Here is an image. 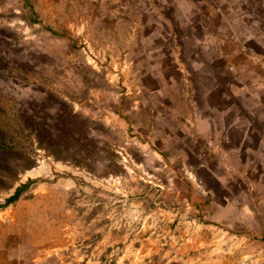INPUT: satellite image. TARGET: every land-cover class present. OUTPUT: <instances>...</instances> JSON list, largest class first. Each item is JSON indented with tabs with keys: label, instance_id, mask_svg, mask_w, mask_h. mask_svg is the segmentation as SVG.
<instances>
[{
	"label": "rangeland",
	"instance_id": "374dc122",
	"mask_svg": "<svg viewBox=\"0 0 264 264\" xmlns=\"http://www.w3.org/2000/svg\"><path fill=\"white\" fill-rule=\"evenodd\" d=\"M199 112L264 119V0H0V264H264V162L200 169Z\"/></svg>",
	"mask_w": 264,
	"mask_h": 264
},
{
	"label": "crops",
	"instance_id": "0c3cea01",
	"mask_svg": "<svg viewBox=\"0 0 264 264\" xmlns=\"http://www.w3.org/2000/svg\"><path fill=\"white\" fill-rule=\"evenodd\" d=\"M213 118L204 112L188 114L184 117V125L180 128V132H182L181 139L187 142L182 144L181 152L187 156V159L193 158V155H199L200 158H202L198 160L199 168L208 170V166L213 158L228 164L225 156L224 158H222V156L234 154V174H236V177L240 171L245 170L244 168H248L250 165L261 166L263 164V143L259 141L257 146H252L251 141L253 135L263 139L264 130L257 133V131H254L252 126H250V123L255 119L257 121L264 119L258 120L259 117L254 119L252 116L250 117V115H237L231 118L229 127L228 124L222 127L221 123V126H217V119L215 117ZM219 120L220 122H228L227 118H221ZM229 128H234V136L230 134ZM232 137H234V144L226 146V142L232 139ZM238 182L240 185L241 180ZM241 184L243 185L242 182ZM237 191L243 193L240 187H237ZM238 192L234 193V207L236 208L238 217L245 216L248 218L252 215L248 206L244 204L245 202L248 203V201H246L244 196H239ZM235 196H237V198H235ZM259 200L262 202V206H264V196L263 198H259Z\"/></svg>",
	"mask_w": 264,
	"mask_h": 264
},
{
	"label": "trees",
	"instance_id": "16d2710c",
	"mask_svg": "<svg viewBox=\"0 0 264 264\" xmlns=\"http://www.w3.org/2000/svg\"><path fill=\"white\" fill-rule=\"evenodd\" d=\"M4 144H5V141L0 139V147H2ZM30 182L31 181H28L27 183L18 186L15 189L14 193L9 198L6 199V201H5L4 205H2V207L16 202L20 198L22 192H24L28 188Z\"/></svg>",
	"mask_w": 264,
	"mask_h": 264
}]
</instances>
